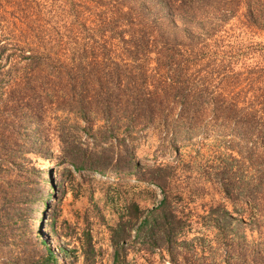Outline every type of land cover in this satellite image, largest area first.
<instances>
[{
	"label": "trees",
	"instance_id": "obj_1",
	"mask_svg": "<svg viewBox=\"0 0 264 264\" xmlns=\"http://www.w3.org/2000/svg\"><path fill=\"white\" fill-rule=\"evenodd\" d=\"M32 1L0 0V245L26 236L44 245L40 264H59L36 215L53 188L31 155L50 156L43 146L50 119L64 133L71 124L101 136L153 124L172 141L212 125L240 137L224 159L223 189L231 199L234 191L251 198L255 213L247 219L211 204L202 219L215 246L202 232L188 236L191 219L172 194V171L152 164L144 179L163 196L147 209L131 202L111 229L112 264H210L217 254L218 264H264V47L235 53L223 41L228 28L264 32V0H62L72 18L53 32L32 16ZM100 157L91 162L104 171ZM82 249L93 264L91 242ZM155 252L159 263L143 257Z\"/></svg>",
	"mask_w": 264,
	"mask_h": 264
},
{
	"label": "rangeland",
	"instance_id": "obj_2",
	"mask_svg": "<svg viewBox=\"0 0 264 264\" xmlns=\"http://www.w3.org/2000/svg\"><path fill=\"white\" fill-rule=\"evenodd\" d=\"M32 2L35 12L32 16L48 25L52 32L58 30L63 20L72 18L67 11L69 5L62 0ZM158 9V5L154 6V10ZM228 29L223 41L230 42L235 53L240 48L252 52L264 47V32L252 35L237 28ZM48 123L44 129L43 146L50 156L40 155L35 150L31 155L34 163L49 173L53 195L48 200L49 205L36 212L39 217L36 221L40 236L59 256V264H86L82 247L87 241L94 248L89 258H93V264H112L111 229L119 218L131 210V202L147 209L159 203L163 196L159 184L144 179L143 172L152 164H167V170L171 169L172 194L180 195L177 206L191 219L188 236L202 232L215 246L214 229L205 227L202 219L211 204L222 203L247 219L256 211L251 198L249 201L232 190L231 199L224 192L222 182L226 179L220 172L225 157L227 160L229 152L234 153L238 148L235 142L240 137L222 127L209 125L206 130L195 134L182 130L172 141L173 133L160 131L153 124L142 128H119L108 136H101L71 124L64 127V133L55 126L54 119ZM121 137L125 138V144L118 143ZM71 155L76 156L82 167H75L69 160ZM98 155L107 162L104 171L92 165L91 160ZM245 169L247 172L249 167ZM34 240L29 241L26 236L18 242L7 240L0 245V260L10 258L11 262L7 264H40L39 253L44 245ZM132 256L133 252H129L128 258ZM135 256L143 260L139 254ZM145 256L153 259V263H159L157 252ZM220 257L217 254L215 259L208 260L210 264H218ZM237 263L233 261L232 264ZM162 264L171 263L165 259Z\"/></svg>",
	"mask_w": 264,
	"mask_h": 264
}]
</instances>
